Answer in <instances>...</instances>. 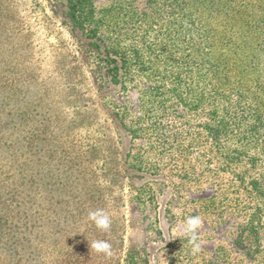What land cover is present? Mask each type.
<instances>
[{
    "label": "rangeland",
    "instance_id": "rangeland-1",
    "mask_svg": "<svg viewBox=\"0 0 264 264\" xmlns=\"http://www.w3.org/2000/svg\"><path fill=\"white\" fill-rule=\"evenodd\" d=\"M93 4L143 57L123 78L105 65L104 48L90 52L62 0H0V155L15 157L16 172L26 168L28 208L42 227L18 257L264 264L254 232L258 208L264 236V197L251 184L264 193V127L241 161L248 134H223L221 148L210 140L212 84L192 66L190 12L178 0ZM244 69L229 74L228 103L216 106L230 122L264 101ZM101 208L112 219L107 234L87 220ZM191 216L202 221L196 253L181 231ZM96 239L108 240L111 257L90 249Z\"/></svg>",
    "mask_w": 264,
    "mask_h": 264
},
{
    "label": "trees",
    "instance_id": "trees-1",
    "mask_svg": "<svg viewBox=\"0 0 264 264\" xmlns=\"http://www.w3.org/2000/svg\"><path fill=\"white\" fill-rule=\"evenodd\" d=\"M62 1L66 7L65 17L73 29L80 31L87 40L90 52L104 48L103 60L111 68L113 76L123 78L128 75L130 68L143 64V57L131 55L128 47L132 44H127L128 36L117 27H108L111 26L106 20L108 12L96 11L93 0ZM178 3L176 6L180 13L187 9L191 15L189 21L193 29L190 31V39L194 43L192 66L197 75L205 76L212 84L210 99L213 110L210 124L216 121L211 124L214 127L208 131L210 140L217 148H221L223 134L235 130L248 134L240 153V161L245 160L249 158L246 155L247 150L253 148L252 144L264 127V101L254 111L238 113L234 122L227 119L230 111L220 110L216 106L222 107L228 103L225 90L227 84H231L229 74L236 69H241L238 73H246L247 69L244 68L254 71V75H257L256 90L264 99V86H260L264 82V0H178ZM235 85L230 88L234 90ZM8 149L9 146L5 147V150ZM7 159L0 155V264H27L28 260L18 257V247L23 243H30L29 237L33 228L41 230L42 227L33 222L28 208L26 168L16 172L15 157L12 160L11 155L8 161ZM250 162L253 165L254 159H250ZM251 184L255 195L258 198L264 197L259 182L254 180ZM260 211L256 209L254 232L258 240H264L259 231ZM124 262L144 264L145 260L130 255ZM57 264L87 263L73 259L71 262L66 260Z\"/></svg>",
    "mask_w": 264,
    "mask_h": 264
},
{
    "label": "clouds",
    "instance_id": "clouds-1",
    "mask_svg": "<svg viewBox=\"0 0 264 264\" xmlns=\"http://www.w3.org/2000/svg\"><path fill=\"white\" fill-rule=\"evenodd\" d=\"M87 220L92 222L94 226L102 233H110L112 226V219L108 211L105 209H95L88 212ZM202 221L199 216L188 217L185 226L181 229L183 235L188 238V243L193 245V253L200 251V244L198 242L199 230L201 229ZM90 249L97 254H102L105 258L113 255L112 245L108 240H93L90 244Z\"/></svg>",
    "mask_w": 264,
    "mask_h": 264
}]
</instances>
